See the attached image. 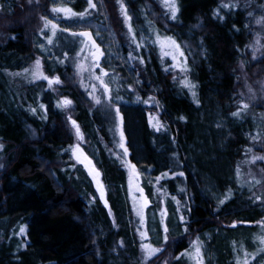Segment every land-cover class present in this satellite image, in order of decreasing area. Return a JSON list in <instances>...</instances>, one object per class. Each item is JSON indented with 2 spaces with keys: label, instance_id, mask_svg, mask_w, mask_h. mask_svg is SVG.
<instances>
[{
  "label": "trees",
  "instance_id": "trees-1",
  "mask_svg": "<svg viewBox=\"0 0 264 264\" xmlns=\"http://www.w3.org/2000/svg\"><path fill=\"white\" fill-rule=\"evenodd\" d=\"M93 1L94 8L89 7L88 0H78L73 6L79 11L88 7V12L97 16L107 15L108 25L122 40L118 50L132 69L133 83L142 99L140 104L119 107L128 157L153 176L175 171L185 177V194L177 193V203L186 204L180 210L186 214L183 222L188 230L172 235L175 240L168 244L171 255L167 264H188L177 257L200 231L212 235L216 264H236L238 254L234 250L247 237L233 232L254 230L264 215L259 203L245 196L241 177L227 181L218 176L220 170L233 169L247 153L256 126L252 118L264 113V100L245 108L240 93L239 64L251 54L250 5L232 0H176L179 10L173 19L164 0ZM17 2L26 5L27 1L11 0L12 13L19 9L23 16L28 10L35 11L21 10L23 4ZM41 2L48 12V0ZM121 4L133 24L147 18L161 33L193 46L195 53L188 57L189 77L172 70L171 63L156 49L137 47ZM218 7L223 19L215 13ZM48 25L42 32H47ZM32 30L18 23L0 40V264H144L136 256L140 249L133 245L120 189L126 180L125 170L102 146L110 143V107L106 105L102 113L105 104L94 102L73 82L69 64L56 68L64 81L62 87L74 101V118L85 133L88 153L100 161L114 222L72 158L74 140L57 95L43 78L23 86L10 78L15 70L25 69L32 57ZM51 50L54 55L60 53L57 47ZM21 54L26 59L19 63ZM261 62L264 56L259 58ZM117 63L115 69L124 80H132ZM44 66L49 71L47 59ZM10 82L14 89L11 95L6 91ZM122 92L131 98L130 93ZM218 110L228 120L225 136L215 127ZM237 112L239 115H233ZM94 143L96 149L103 147L102 154L98 155ZM172 151L178 165L168 157ZM213 178L221 193L230 188L228 197L216 201L210 195L206 187ZM232 237L238 243H228Z\"/></svg>",
  "mask_w": 264,
  "mask_h": 264
},
{
  "label": "rangeland",
  "instance_id": "rangeland-1",
  "mask_svg": "<svg viewBox=\"0 0 264 264\" xmlns=\"http://www.w3.org/2000/svg\"><path fill=\"white\" fill-rule=\"evenodd\" d=\"M26 1V5L22 2H17L18 4H23L21 10L32 8L35 11L28 10L25 15L21 16L19 9L14 13L11 12V0H0V40L9 36V27L16 26L18 23H25L29 28H34L32 37L34 38L35 46L39 50L36 55L32 54L25 69L21 67L15 70V72L11 73L12 76L10 78L23 86L27 81L32 82L33 80L36 81L47 77L45 79L46 84L57 95L61 105L65 100L70 101L69 104L62 105V107L66 126L74 140L72 158L78 165L84 179L90 181V185L96 190L100 198L98 182L103 185L104 195L101 200L105 207L108 208L109 216L114 222V215L107 200L106 181L100 161L88 153L85 133L80 123L74 118V101L62 87L64 81L55 71L56 68L59 65L69 64L73 68V82L78 84L80 88L85 89L94 102H103L105 104L102 113L106 112V105L110 107L108 113L113 121L109 125L111 129L108 127L111 136L110 143L102 144V146H104L106 151L109 150L111 152L110 157L112 160L119 164L126 173L123 193L128 201V226L131 230L132 242L133 245H139L140 249L136 256L144 264H167L166 259L171 255L168 244L175 240L172 237L168 238V236L181 234L188 230L187 225L183 222L186 214L180 211L177 203V193L185 194V177L175 171L170 173V175L165 173L162 176H153L149 170H140L129 160V151L126 145L122 127V114L119 107L121 104L126 106L140 104L142 99L140 94L136 92L135 83H133L136 78L132 74V69L126 63L125 56L118 50L120 42L122 43L121 38L117 37L116 32L108 25L107 15L97 16L93 12H88V7L81 11L74 8L73 5L77 4L78 0H48V3H50L48 12H44L47 5H44L41 0ZM232 1L235 3L242 1L245 5H250V10L252 11L251 54L250 58L244 56L239 64V75L242 83L240 93L244 103L245 105H254L264 100V62L258 63L259 58L264 56V0ZM92 2L94 4L93 0ZM55 8L70 9L71 11L54 12L53 9ZM81 13L84 15L81 16ZM215 13L221 19L224 18L223 12L219 7L215 8ZM127 20V27L128 29L130 28V33L134 37L135 41H133L137 47H142L145 51H149L150 47L156 49L162 59L171 63L173 66L172 70L179 71L180 74H184V77H189L188 57L190 54L194 55L195 53V49L189 42L180 43L173 36L161 33L153 25L152 21L147 18L139 20L137 24L131 22V17ZM46 22L50 26V29H46L49 33L41 30L42 27L47 28ZM55 28H58V30ZM82 31H89L91 37L81 35ZM56 33L58 37L55 36ZM51 47H57L60 53L54 55ZM97 48L99 51H97ZM24 59L26 57L21 54L20 59H18L19 63L24 62ZM45 59L49 62V71L45 69ZM249 59H251V62H249ZM37 60L40 62L39 69L36 67ZM117 62L123 65L126 74L132 80H124L125 77L115 69ZM3 68L5 69L6 66ZM49 80H59V83L50 85ZM122 90L130 93L132 95L131 98H127ZM115 93L117 95H114ZM35 95L37 96L38 94ZM218 111L215 127L220 129L225 136L229 128L228 120L221 110ZM251 113L256 115V113ZM262 114V116H255L256 119L252 118L256 126L253 129V142L247 153L233 169L230 167L231 171L229 170L230 168L220 170L218 176L227 179V181H239L241 177L239 183L243 188V192L245 191V196L248 200L259 203V206L264 209V159H257L258 157H264V113ZM152 120H155L154 116ZM76 127L79 128L81 138L77 137ZM223 134L222 137H224ZM121 144H123V147H121ZM95 146L94 143V149L98 155L102 154L103 147L96 149ZM125 149L127 150L126 153ZM85 157H87L86 160ZM88 161H91V163L89 164ZM92 168L99 172L98 178H94V174H90ZM163 177H168V180L162 182L161 179ZM242 177L244 181H242ZM216 184L217 182L213 178L206 187L210 195L216 201L228 197L230 188L227 187L221 193L222 190ZM184 207H186L185 204H182L181 208ZM256 225L257 227L254 230L245 232L239 229L237 232H233L234 235L242 233L244 238L247 237L244 241H241L240 247L238 246L234 250L238 254H236V264H245V262L246 264H264V251H261V249H264V244L261 243V238H264V215L256 222ZM142 233H146V238L142 237ZM211 237L212 235L209 231L198 232L191 237L188 247L181 251L177 258L184 260L188 264H196L195 248L199 247V259L202 260V264H216L215 254L211 250L210 245ZM229 241L230 244L238 243L233 237L228 239V243ZM142 245H150L151 248L162 249L159 253H165H162L160 258L150 260V258H146V252ZM185 253L191 255H186Z\"/></svg>",
  "mask_w": 264,
  "mask_h": 264
},
{
  "label": "snow or ice",
  "instance_id": "snow-or-ice-1",
  "mask_svg": "<svg viewBox=\"0 0 264 264\" xmlns=\"http://www.w3.org/2000/svg\"><path fill=\"white\" fill-rule=\"evenodd\" d=\"M88 4H89V7L90 8H94L95 7V5L93 4L92 0H88ZM165 5L170 8L172 18L175 19L176 14H177V12L179 10L177 8V5H176V0H165ZM121 10L125 12V18L127 20L128 17H127L126 11L124 10V5L123 4H121ZM53 11L54 12H61V11L70 12L71 10L70 9L55 8V9H53ZM73 15H75V13H73ZM80 15L83 16L84 14L81 13ZM53 27H55V25H53ZM81 35L88 36L89 34L88 33H81ZM97 51H99L98 48H97ZM101 55H102V53H101ZM181 55H183V53H181ZM39 66H40V62H39V60H37L36 61V67H37V69H39ZM44 78L47 79V77H44ZM48 82L51 85L53 83H59V80H49ZM186 86H188L190 88L195 87L194 85H191V84H186ZM193 96H195V93H193ZM69 103H70V101L65 100V101L62 102V105H67ZM243 107L246 108L247 105H244ZM233 115H239V113L238 112L237 113H233ZM73 125L75 126V122L74 121H73ZM76 132H77V137L78 138H81L78 127H76ZM0 147H2V145H0ZM121 147H123V144H121ZM126 152H127V150L125 149V153ZM86 159H87V157H85V160ZM257 159H264V157H258ZM88 163L90 164L91 161H88ZM134 170L135 169H134V166H133V171ZM90 174H94V178H98L99 175H100L99 172H97L95 170V168H92L91 169ZM98 188H99V191H100V194H101V198H103V195H104V193H103V185L102 184H99V182H98ZM145 203H147V201H145ZM221 203H223V201H221ZM141 219H143V218L141 217ZM21 231L23 232V229H21ZM142 237L143 238H146V233H142ZM261 243L264 244V238H261ZM142 248L146 252V258H151L152 256H154L157 253H159L160 251H162V249H159V248H151L150 245H142ZM261 251H264V249H261ZM185 254L186 255H191V254H188V253H185ZM199 256H200V248L199 247H196L195 248L196 264H202V260L199 259ZM245 264H246V262H245Z\"/></svg>",
  "mask_w": 264,
  "mask_h": 264
},
{
  "label": "bare ground",
  "instance_id": "bare-ground-1",
  "mask_svg": "<svg viewBox=\"0 0 264 264\" xmlns=\"http://www.w3.org/2000/svg\"><path fill=\"white\" fill-rule=\"evenodd\" d=\"M252 28V27H251ZM252 30H253V28H252ZM32 39H33V46H31V48H30V50H29V52L30 53H32L33 55H36V53L37 52H39V50H38V48H37V46H35V43H34V38L32 37ZM7 84V83H6ZM11 90H14L13 88H12V82H10V83H8L7 84V87H6V91H8V92H10ZM10 95H11V92H10ZM173 152V151H172ZM174 156H175V153L173 152V153H170V155H168V157H169V159L171 160V161H173L174 163H175V165H178V161L176 160V159H174ZM169 159H167V161L168 162H170V160ZM129 160H130V158H129ZM131 161V160H130ZM132 162V161H131ZM132 164H134V166L135 167H138L134 162H132ZM169 174L168 172H163V174ZM125 183H126V181H123V183L122 184H120V189H121V191H122V197H123V201H124V203L126 204V206H128V201H127V199H126V196H125V194L123 193V190H124V187H125ZM182 204H185L184 202H180V205H179V208L182 206ZM185 206H186V204H185ZM107 209V214L109 215V212H108V208H106ZM110 209L112 210V208L110 207ZM181 211V210H180ZM112 212H113V210H112ZM112 220V219H111ZM172 237V235L171 236H168V238H171Z\"/></svg>",
  "mask_w": 264,
  "mask_h": 264
},
{
  "label": "water",
  "instance_id": "water-1",
  "mask_svg": "<svg viewBox=\"0 0 264 264\" xmlns=\"http://www.w3.org/2000/svg\"><path fill=\"white\" fill-rule=\"evenodd\" d=\"M82 33H88V34H90V32L89 31H82ZM88 36H90L91 37V35H88ZM92 39V38H91ZM239 223H241V222H239ZM237 225V223H234L233 224V226H236Z\"/></svg>",
  "mask_w": 264,
  "mask_h": 264
}]
</instances>
